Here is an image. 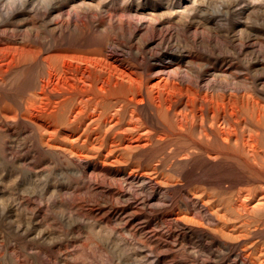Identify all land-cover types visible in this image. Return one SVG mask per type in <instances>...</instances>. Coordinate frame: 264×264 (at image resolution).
<instances>
[{
	"label": "rangeland",
	"instance_id": "374dc122",
	"mask_svg": "<svg viewBox=\"0 0 264 264\" xmlns=\"http://www.w3.org/2000/svg\"><path fill=\"white\" fill-rule=\"evenodd\" d=\"M108 64L169 92L172 128L175 110L198 118L187 93L206 91L243 103L238 116L260 108L264 133V0H0V264H264V204L231 206L264 186L258 164L226 181L221 158L181 156L184 134L113 154L85 137L81 114L69 122L88 96L78 76L87 85Z\"/></svg>",
	"mask_w": 264,
	"mask_h": 264
},
{
	"label": "bare ground",
	"instance_id": "6f19581e",
	"mask_svg": "<svg viewBox=\"0 0 264 264\" xmlns=\"http://www.w3.org/2000/svg\"><path fill=\"white\" fill-rule=\"evenodd\" d=\"M109 50H111V49H109ZM115 50H117V49H115ZM87 57H88V55H87ZM117 57H118V55H117ZM162 57H163L162 59H164V61H167V59L169 58V56L167 54H165V55L163 54ZM93 58H95V57H93ZM148 59H150V58H148ZM117 60H119V59H117ZM97 61H99V60H97ZM9 62H10V60H9ZM13 62L14 61H11V63H13ZM105 62H104V64H105ZM110 62H112V61H110ZM183 62H184V60H183ZM19 63H20V61H19ZM6 64H8V63H6ZM90 64H92V63H90ZM93 65L95 66V70H97L96 68H99V67L101 68V64L98 62H93ZM116 65L117 64H115V66L110 65V64L107 65L110 68V71H108V72L105 71L107 74L106 76L105 75L102 76L103 74L100 76L101 73L99 75L92 76L90 73H88V75H86V77L88 78L87 81L89 82L87 85H84L86 78L84 76H81L79 73L75 72V73L80 75V77L78 75L77 76L81 81V85L79 84V86L77 88H79L80 93L87 92L88 96H86V99H84L85 97L83 96V94H81L79 96V99H78L80 104L75 106V108L69 109V111H68L69 117L68 116L67 117H68L69 122H72L74 120V118H76L75 114H79V115L81 114L83 116V118L78 120L77 126L78 127L81 126L82 128L83 127L87 128V130L90 131V133L85 136L87 139L89 138L90 140L91 139L94 140L95 141L94 143L96 145H101L103 140H107V143L109 146V148H108L109 152L108 153H113L114 151L116 152L119 150H133V149H138V148H146L147 146H150L154 143H158L162 146H166L168 144L167 142H168V139H169L171 133H173V134H184L189 138V140L191 142V144H190L191 149L189 150V148H186V149L184 148L183 150H180L179 153L181 154V156L182 155L186 156V155H189V154L195 152V154L199 155V158H201V159H197L198 161H201V160L206 161V164H201L203 167H207V163H210L209 161H215V160L221 158L224 161L223 167H225L224 172H222L223 174L221 175V179H225L226 181H231V180H234L237 178V174L233 169L234 165L239 164L240 162L246 163L247 165L258 164L257 166H259V167H255L257 169V171H259L258 177H260L264 181V177L262 176L264 173V168H261V166L264 167V146L262 149L261 143H260L261 135H264V133H261L256 128V126L257 127L260 126V122H261L260 117L263 116V111L260 108H257L253 111H249L248 113L244 112V114L242 116L241 115L238 116V114L241 110V107H242L241 105L244 106V104L241 103V105L239 106L236 104V102L233 98H232L233 100H231L230 97H228V98L226 97L227 98L226 99L225 97H223L224 96L223 92H222L223 96H218L217 94H209L206 91H197V93H195L194 91H190L191 95L187 93L189 102L192 104L196 99L199 100L198 101L199 104L197 102L198 106L195 110L198 113V118H197L196 114H195L196 117H194L192 115V117L190 116V118H188L186 116H182L178 111L175 110L173 115L176 114L177 118L175 119V124H174L173 128L177 132L174 133L173 128L171 126H169V123H168L169 120H167V118H168L167 114L172 109V105L170 103V100H171L170 95L171 94H169V92H167V91L166 92L160 91L159 89H157L154 92V90L152 89L153 87H150V86L147 87V85H149V84H147V85L145 84V86L143 85L144 87H141L140 79L137 76H135L132 72H130L132 70L131 68H130L131 70L129 69L130 71H128V70H125L124 68H118V67H116ZM61 67H62V65H61ZM0 68H1V66H0ZM54 68H55V66H54ZM3 69H4V67H3ZM75 69H77V68H75ZM78 69H79V67H78ZM62 70L63 69H61V71ZM4 71H5V69H4ZM64 71H62V72H64ZM82 72L84 74V71H82ZM97 72L99 73L98 70L96 71V74H97ZM59 74H61V73H59ZM62 75H64V73L61 74V76ZM56 77H57V75H56ZM64 77H63V79H64ZM68 77H69V75H68ZM42 79H43V77H42ZM44 79H46V77ZM45 81H48V79ZM45 81L41 80V82H40L41 87H43L44 85L47 84V83L44 84ZM66 81H68L67 83H69V86L71 88L74 87V84L72 82H70V79H67ZM60 82L62 83V81H60ZM60 82H57V83L60 84ZM142 84H143V82H142ZM76 85H78V84H76ZM55 86H51V87H55ZM64 87H66V86H64ZM166 87H168V86H166ZM181 87H183V86H181ZM57 88H58V85H57ZM67 89H68V87H67ZM183 89H184V87H183ZM54 90H57V89H54ZM196 90H197V88H196ZM36 91H37V89H36ZM40 91H41V89H40ZM227 92H228V90H227ZM178 93L182 94V90H179ZM67 94H69V93H67ZM77 94H79V93H77ZM219 95H221V94H219ZM184 98L186 99V97H184ZM61 99H63V101H64V98H61ZM41 102H43V100ZM53 102H55V101H53ZM144 102H147V104L150 107V109H149L150 114L149 115L151 117V119H150V121L152 122V124L150 123L151 125L146 124L142 120L141 114L139 112V109H140L139 105L144 103ZM240 102H241V100H240ZM44 103H45V101H44ZM44 103H42V104H44ZM47 105H49V104H47ZM52 105H55V104H52ZM148 105H147V107H148ZM257 105H259V104L257 103ZM45 107H47V106H45ZM45 107L41 106V109L45 110L44 109ZM192 107H193L192 105L189 106L190 109ZM47 108H49V107H47ZM190 109H189V111H190ZM193 109H195V108L193 107L192 110ZM56 110L57 109H52L51 112H49V113H51L52 115H55ZM189 111H187V112H189ZM204 111H206V114L204 113ZM30 112H32V111H30ZM47 112H48V110H47ZM171 112H173V111H171ZM183 112H185V111H183ZM33 114H35V113H33ZM178 116H180V117H178ZM30 117H31V115H30ZM32 119L37 122L35 117ZM168 119H170V118H168ZM172 120L173 119H170L171 123H172ZM247 120L252 122L251 124L254 126V129L250 128L248 132H246L245 131L246 129L244 128V124L247 123ZM41 126H42V124H41ZM191 134L193 135V137ZM177 137H178V135H177ZM81 139H83V138H81ZM102 151H104V150H102ZM84 154H85V151H84ZM123 155H124V153H123ZM114 156H113V158H115ZM118 157L119 156H117V158ZM120 157H122V156H120ZM103 161H104V159H103ZM238 185H239V183H238ZM259 188H260V191L256 192L255 196H253V197H248V195L243 196L240 193L241 196L237 195L235 200H233L234 203L233 204L231 203L232 204L231 206L234 208H238V209L240 208L241 210H243L245 212V214L251 215L252 212L254 211V209H257L261 205L264 204V186H260ZM247 191H249V190L247 189ZM244 193H246V191ZM209 194L210 193H206V196H208L207 199H209L211 197V196L209 197ZM241 213H242V211H241ZM256 213H258V212H256ZM262 223H264V217L262 218Z\"/></svg>",
	"mask_w": 264,
	"mask_h": 264
}]
</instances>
